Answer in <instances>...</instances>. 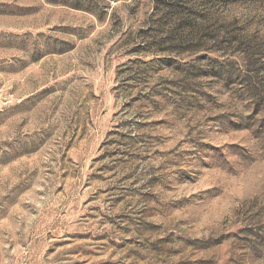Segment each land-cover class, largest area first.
<instances>
[{"label":"rangeland","instance_id":"rangeland-1","mask_svg":"<svg viewBox=\"0 0 264 264\" xmlns=\"http://www.w3.org/2000/svg\"><path fill=\"white\" fill-rule=\"evenodd\" d=\"M0 264H264V0H0Z\"/></svg>","mask_w":264,"mask_h":264}]
</instances>
